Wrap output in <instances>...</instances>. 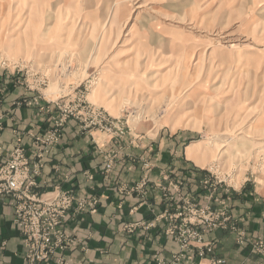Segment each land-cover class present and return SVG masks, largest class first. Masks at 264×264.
Here are the masks:
<instances>
[{
  "label": "rangeland",
  "instance_id": "rangeland-1",
  "mask_svg": "<svg viewBox=\"0 0 264 264\" xmlns=\"http://www.w3.org/2000/svg\"><path fill=\"white\" fill-rule=\"evenodd\" d=\"M0 73V133L4 116L14 111L1 112L11 92L17 95L14 106L32 107L41 123L48 122L44 133H31L33 154L50 140L47 132L58 115L66 126L74 120L82 133L113 141L103 147L110 149L106 172L124 149H142L145 139L174 149V168L164 171L165 183L156 189L167 201L165 211L127 225L136 226L133 231L126 226L130 233L153 223L167 234L187 218L190 231L214 246L206 234L219 228L253 248V239L264 237L248 235L231 212L237 189L256 197L264 188V0H0ZM18 143L14 149L26 150ZM129 157L133 165L154 166L142 154ZM178 161L194 166L183 171ZM147 182L124 192L143 191ZM190 182L203 190V200L184 191ZM80 211L88 210L73 206L66 214L64 228L72 238L67 220ZM162 215H174V221L158 220ZM203 217L213 218L211 231ZM226 222L237 230L224 228ZM180 231L167 235L181 249ZM239 231L250 241L241 243ZM197 246L191 239L188 253ZM179 248L171 257H156V263L173 261ZM220 258L225 257L213 250L193 264Z\"/></svg>",
  "mask_w": 264,
  "mask_h": 264
},
{
  "label": "crops",
  "instance_id": "crops-1",
  "mask_svg": "<svg viewBox=\"0 0 264 264\" xmlns=\"http://www.w3.org/2000/svg\"><path fill=\"white\" fill-rule=\"evenodd\" d=\"M1 80L0 77V97L4 92ZM16 96L11 92L2 104V113L10 112L11 109L14 111L4 116L5 128L0 133L1 162L9 158L19 141L33 160L36 147L31 141V133L42 134L49 126L47 121L41 123L38 120L36 109L14 106L12 102ZM110 144L113 145V141L99 139L96 132L93 137L86 135L74 120L69 121L60 143L43 157L41 172L35 176L36 193L42 198H50L60 190L71 189L78 198L89 196L99 200L96 211H80L67 220L69 232L73 234L77 245L65 255L74 262L157 264L156 257H171L173 251L179 248L176 241L163 233L160 226L147 232L139 228L135 233L127 231L126 226L146 222L155 213L165 211L167 201L162 199L156 189L158 184L165 183L164 171L174 168V149H162L163 146L157 148L156 144L145 139L142 149H124V155L117 158L110 172H106V153L110 149L103 147H110ZM149 144L156 149H151ZM133 152L150 158L154 166L146 169L142 163L133 165L129 157ZM192 166V163L178 161L176 168L187 171ZM144 178L148 179L150 188L146 185L143 191L124 192V189L141 183ZM184 191H192L200 195L197 199L203 200V190L197 188L195 183H188ZM257 192L255 197L252 192L237 189L231 197L233 216L253 237L264 235V188ZM177 203L178 207L179 201ZM12 214L10 198H0V264H25L21 231ZM236 237L235 232L221 228L206 234L207 239L215 242L216 254L231 263L264 264V254L255 251L251 243L240 245ZM49 264L56 263L50 260Z\"/></svg>",
  "mask_w": 264,
  "mask_h": 264
},
{
  "label": "built area",
  "instance_id": "built-area-1",
  "mask_svg": "<svg viewBox=\"0 0 264 264\" xmlns=\"http://www.w3.org/2000/svg\"><path fill=\"white\" fill-rule=\"evenodd\" d=\"M57 117L59 120L54 119L52 121L54 128L47 132V136L53 141L49 140L45 143L44 149L37 150L33 154L38 159L37 161H31L26 150L19 146L11 152V156L7 161H0V198H10L13 207V220L21 231L25 248L23 255L28 264H49L50 260H54L56 264H78L67 259L65 255V249L72 248L75 244L74 238L69 233L67 234L64 228L66 214L69 215L73 206L76 207V210L94 212L99 204V200L93 197L78 198L73 190H60L54 197L47 200L42 199L39 193L35 194L31 191L32 186L36 185L35 176L40 173L43 157L49 152V147L56 144L63 135L62 132L67 119L61 115ZM0 127L2 128L1 118ZM90 177L92 178V175ZM53 201L58 204L60 209L54 208ZM202 211L203 213L204 211L210 213L207 209H202ZM178 216L176 215V218ZM164 217L172 222L174 221V215H162L158 220ZM229 218L230 216H227L223 220L227 221ZM211 220L213 218L203 217L202 219L206 229L210 231L213 228L211 227ZM227 222L222 225L224 228L232 227L231 229L237 230V226H231V224L227 226ZM139 223L141 224V222L134 224ZM153 226V223L149 225L144 223L143 229L150 230ZM135 228L136 226L128 227L129 231H133ZM177 229L181 230L178 235H181V238L177 239L180 242L181 249L179 248L178 253H174L173 261L164 264H193L198 257H204L209 251L215 250L214 244L205 241L204 234L198 235V233L190 231V223L187 218H184L180 225L174 226L172 224L166 229V233L174 235ZM191 239H194L200 249L189 254L188 249L191 245ZM238 239L241 243L250 241V238L242 231H239ZM253 240L255 250L260 254H264V237L260 236ZM59 252L61 254H58ZM186 253H188L187 257ZM201 264L232 263L226 258H220L211 259L207 263Z\"/></svg>",
  "mask_w": 264,
  "mask_h": 264
}]
</instances>
